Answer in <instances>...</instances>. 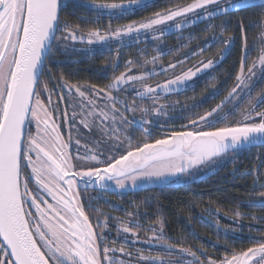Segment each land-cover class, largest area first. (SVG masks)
Instances as JSON below:
<instances>
[{"label":"snow or ice","instance_id":"6c2138e0","mask_svg":"<svg viewBox=\"0 0 264 264\" xmlns=\"http://www.w3.org/2000/svg\"><path fill=\"white\" fill-rule=\"evenodd\" d=\"M154 2L0 0V264H205L201 256L206 257L207 264H264V234L251 235V225L250 246L233 247L221 258L212 259L201 249L170 243L162 221L159 228L149 225L152 235L141 240L138 230L143 225L135 219V212H129L132 219L117 228L118 238L123 240L121 246L109 247L105 231L108 221L119 218L101 213L103 219L98 215L94 225L86 214L87 197L81 193L86 194L89 189L104 192L114 186L135 190L177 174H190L194 169L215 164L229 153L264 144V93L252 95L254 78H264V31L258 38L261 46L257 48L255 42L252 45L259 55L248 65L250 49L241 18L237 19L242 41L237 83L209 111L181 126L187 130L171 131L163 138L153 139L152 128L168 127L158 119H173L168 110L175 105L161 104L160 100L193 86L195 77L230 55L234 36L221 39L216 61L200 60L188 68L183 67L190 59L188 53L164 64L160 61L162 43L156 44L158 55L142 62L127 61L126 70L103 88L73 84L63 78L56 80L50 69L48 81L54 87L49 88L48 81L42 80L54 44L64 52H91L94 44H120L125 38L136 42L162 41L173 32L180 33L181 40L191 41V35L183 36V30L190 25L210 22L218 16L229 17L250 7L264 9V0H190L116 29L109 26L105 34L99 30L85 34L78 25L74 27L61 18V12L70 4L94 12L98 22L104 16L121 19ZM227 23L225 20L219 26L221 37ZM258 26L264 30V18ZM207 27L216 25L208 23ZM216 40L213 35L205 44L210 46ZM75 43L89 47L77 49ZM141 54L145 55L143 50ZM117 66L113 63L114 71ZM159 75L166 79L156 81L154 86L148 83ZM121 91L150 103L142 106L113 95ZM53 96L58 99L54 101ZM117 104L123 105V111ZM229 104L232 108L226 113ZM241 104H245L243 120L217 127ZM137 111L141 113L139 119L135 116ZM126 113H131L132 119ZM132 126L144 133L135 143ZM247 203L264 207V192ZM88 206L92 207L91 199ZM203 211L219 215V209L209 207ZM235 215L247 214L237 211ZM251 219L264 221V216ZM233 223L238 225L237 220ZM237 230L222 229L225 237ZM137 243L147 245L149 251L158 250V254L144 255L143 248L130 252L125 247Z\"/></svg>","mask_w":264,"mask_h":264},{"label":"trees","instance_id":"16d2710c","mask_svg":"<svg viewBox=\"0 0 264 264\" xmlns=\"http://www.w3.org/2000/svg\"><path fill=\"white\" fill-rule=\"evenodd\" d=\"M108 2L119 3L120 0H108ZM188 2L190 0H155L151 6L138 9L135 14L121 19H110L104 16L98 22L95 20L94 12L70 4L61 12V18L62 20L67 19L74 27L78 25L83 32L90 30L104 32L109 30V26L111 29H115L147 17L156 11H163L169 7ZM238 18H241L246 26L247 42L250 49L248 59H252L256 54L252 45L258 36L261 35V32L264 31L258 26V22L264 18V9L259 7L242 9L231 13L229 17L218 16L210 22L204 21L190 25L183 30V36L187 38L191 35V41L181 40L179 38L180 33H171L165 35L162 41L140 42L138 47L135 45L125 52V57L117 63L118 66L115 71L113 70L114 58H110L107 50L97 49L91 53L85 51L64 52L54 44L53 52L49 57L48 66L45 68L42 80L46 79L48 81L47 75L50 69L56 80L63 78L73 84H95L103 88L111 82L114 76L125 70V59H133L137 62H142L146 58L150 59L158 55L154 45L161 43L160 52L163 54L160 55V61L162 63L175 62L177 58H182L181 54L188 53L190 59L183 65L184 68H188L200 60L213 59L216 61L218 51L222 48L221 39L232 35L235 40L231 54L219 62L212 71L217 77L214 85L216 84L218 87L215 92L214 90L210 92L207 87V85L213 84V79L202 77L198 80L195 87L175 96L183 99L195 94L196 97L193 101H196L197 104H195L194 109L202 114L219 103L236 82L242 54V41L239 28L237 27ZM225 20L228 23L225 25V31L223 32V37H221L219 26ZM208 23H212L216 27L208 28ZM61 34L57 33V36H61ZM213 35L217 36L216 42L210 43V46L206 45L205 41L210 40ZM184 44H187V47H181ZM204 48H206V51L200 53L199 50ZM169 49H172V51H168ZM141 50H143L145 55L141 54ZM191 53L198 54L191 55ZM56 61H62V63L58 64ZM147 67L151 68L152 65ZM180 70L178 67L176 72ZM159 77L162 80L166 79L164 75H159L155 78ZM42 98L47 102L45 97ZM154 138H159V135ZM239 157L241 160L237 161L238 163L223 165L217 173L211 176L186 184L171 183L129 191L124 196V201L127 205L133 202L134 206L145 210L147 217H149L147 223L162 221L164 230L169 235L174 237L183 236L188 241L199 244L204 240L205 235L210 236V232H212L203 226V222L200 224L201 221L206 222V212L203 209L209 207L219 209L222 215L232 218H237L235 215L237 211L264 216V207L249 206L247 203V201L254 199L263 189L260 185L264 181V144L251 147L249 151L243 152ZM257 177L258 181H256ZM110 196L116 197L114 192L110 193ZM245 242V240H239L233 246L234 248L235 246H250V244Z\"/></svg>","mask_w":264,"mask_h":264},{"label":"rangeland","instance_id":"374dc122","mask_svg":"<svg viewBox=\"0 0 264 264\" xmlns=\"http://www.w3.org/2000/svg\"><path fill=\"white\" fill-rule=\"evenodd\" d=\"M107 31H104V32L100 31V33L105 34ZM84 33L86 34L87 32H84ZM173 33H178V32H173ZM62 35H64V34L62 33L61 36ZM259 37L260 36H258V38ZM258 38L255 41L257 48L261 46L260 40ZM140 42H143V41H140ZM140 42H136V41H133L129 38H125V40L120 44H117L114 41L110 42L108 45L94 44L91 46V52H94L97 49L107 50L110 58H114L115 63H118L125 57V52H127L129 50V48H132L135 45L138 47V44ZM88 47L89 46L86 44L75 43V48H77V49H85ZM254 50L256 53L255 57L247 60L248 65H250L253 60L257 59V57L259 55V52L256 49H254ZM85 52H88V51H85ZM91 52H88V53H91ZM129 53H131V51H129ZM129 60L134 61L133 59H128V60L125 59V64ZM218 63L219 62H217L215 64V66ZM214 67L212 69H209L206 72L198 75L197 77H195L193 82H192L193 86L187 88L186 90L192 89L193 87H195V85L197 84V82L200 78L208 77L209 79H213V84L207 85V87L210 90V92H212L213 90L215 92V90L217 89L218 86L216 84L214 85V83L217 81V77H215V75L212 73ZM179 72L180 71H178L177 73H179ZM44 81H46V79H44ZM156 81L162 82L163 80L159 77V78H155L154 80H149L148 83L152 84L154 86ZM236 83H237V81L235 82V84ZM235 84L233 85V87L235 86ZM48 87L53 88L54 87L53 82L52 83L48 82ZM252 89H253V91H252L253 96H255L258 93H264V78H254V82L252 84ZM186 90L180 91L179 93H173L171 95H168L166 98L160 100L161 104L167 102V103L175 105L174 109L170 108L168 110L169 116L173 117V119H168L166 121L165 117H159L158 122L160 124H164L166 122L168 127L159 128V127L153 126L152 138H154L158 135H159V138H163V136L166 135V133H170L171 131H175V130H180V131L181 130H187V129L182 128L181 126L188 125L189 120L196 119L198 115L204 114V113L201 114L200 111H196L194 109L195 104H197L196 101H193V99L196 97L195 94L187 96L183 99H179V98L175 97L177 94H181V93L185 92ZM113 95H118L121 100L127 99V101L129 103L134 102L135 104L142 105V106H146L150 103V101H147V100L141 101L139 99H134L133 94L126 93L123 91H121L119 93L113 92ZM171 96H173V97L170 98ZM42 97H45V96L42 95ZM52 99L55 101L58 99V97L53 96ZM45 103L47 104V102H45ZM116 106H117V108H120L121 111H123V105L122 104H117ZM231 108H232V105L229 104L228 107L225 108V112L227 113L229 111V109H231ZM244 108H245V104H241L240 108L238 110H235L234 112H232V114H230L228 116L226 121L217 124V127H224L226 125H232L236 121L243 120V116H244L243 109ZM70 111L71 110H69V112ZM126 115L128 116L129 119H132L131 113H126ZM140 115H141V113L139 111H137L135 113V116L137 119L140 118ZM147 118L153 119V117H147ZM155 123H156V121L154 120V124ZM33 131H35L34 127H33ZM131 135L134 137L133 143H135L136 140L143 138L144 133L139 127L132 126ZM65 138H67V137L65 136ZM82 143H87V141H82ZM249 150H250V148H245V149L240 150L239 152L229 153L225 158L216 162L215 164L206 165V166H202L200 168L194 169L191 171L190 174H182V175L177 174L174 177H169L167 180L160 181V182H157L155 184H147L141 188L149 187V186H155V185H165V184H171V183L172 184L173 183L174 184H186L189 182L197 181L201 178H205V177H208V176H211V175L217 173L223 165H227L230 163H233V164L238 163L237 161L241 160V158L239 156H241L243 152H247ZM236 166H238V164H236ZM256 181H258V177L256 178ZM262 184H264V181ZM138 189H140V188H138ZM138 189H135V190H138ZM135 190H133L131 187H128L126 189H116L113 186L112 190H110V191L98 192V191H95V189H89L86 194L81 193L82 197H84V196L87 197V199L84 200V208H85L86 214L90 217V219L92 220L94 225L96 224V217L98 215L100 216L101 220L103 219V215H108L110 217L119 218L118 220L117 219H110L108 221L109 227L105 231L108 234L109 247L119 248L121 246V244L123 243V240L118 238L117 228L121 225V223H128V221L130 219H132L131 217L128 216L129 212L137 213V215L135 216V219L141 225H143V227L138 230V234H139V237L141 238V240L147 239L148 236L152 235V233L148 230L149 225H156L157 228H159V223L161 221H156L154 223H152V222L147 223L149 221V217H147V215H145V213H146L145 210L138 208L137 206H134L133 202H131L128 205L125 203L124 196H126L127 192L135 191ZM112 192L115 193L116 197L110 196V193H112ZM261 192H264V187H263ZM259 194H257L254 199L259 198ZM96 197H100V198L94 199ZM89 199L92 200V207L88 206V200ZM106 201H107V203H106ZM101 213L103 215H101ZM200 216L202 217V215H200ZM252 216H262V215L247 214V215H244L241 217L232 218V217L222 215V213L220 211H219V215H217V216L210 215L208 212H206V216H205L206 222L201 221L200 224H202V222H203V226H205V228H207L208 230H210L212 232H210V236L205 235L204 240L202 242H200L199 244H195L194 242H190V241H188V239L186 237H183V236L182 237H174L172 235H169L164 229L163 230H164L165 235L167 237L171 238L169 240L170 243L179 244L182 247H192L193 250L201 249L207 253L208 257H211L212 259H219L223 255H225L227 250L233 248L234 247L233 245L235 243H237V241H239V240H245L246 241L245 243L250 244V242H249V235H250L249 226L250 225L252 226L251 235L260 236L261 234H264V221L253 220V219H251ZM233 220H237L238 225L236 223H233ZM217 221H219L218 224H217ZM224 228H228L230 230V232L232 229H238V230L235 231L234 233H232L231 235H229L228 237H225V235L222 231V229H224ZM257 229H259V231H257ZM129 239H132V238L129 237ZM113 240L115 241V243H112ZM125 247L130 252H135L136 248H143L144 249V255H157L158 254V250L153 249L152 251H149L148 246L145 244H142V243H137L136 245L129 244V245H126ZM235 248L239 249L241 247L235 246ZM197 255H200V253L197 252ZM173 258L175 259L178 257H173ZM200 258L205 261V264H207L206 257L201 256ZM185 259H188V258L185 257Z\"/></svg>","mask_w":264,"mask_h":264}]
</instances>
